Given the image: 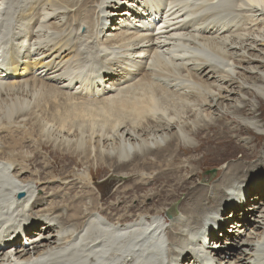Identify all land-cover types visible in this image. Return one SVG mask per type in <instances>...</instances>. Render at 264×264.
Masks as SVG:
<instances>
[{
    "label": "bare ground",
    "instance_id": "bare-ground-1",
    "mask_svg": "<svg viewBox=\"0 0 264 264\" xmlns=\"http://www.w3.org/2000/svg\"><path fill=\"white\" fill-rule=\"evenodd\" d=\"M255 26L264 0H0V264H264V116L241 118L264 101ZM206 127L205 149L218 137L235 148L214 176L175 161L179 144L201 149ZM46 146L86 171L58 179ZM63 191L65 204L42 209Z\"/></svg>",
    "mask_w": 264,
    "mask_h": 264
},
{
    "label": "rangeland",
    "instance_id": "rangeland-1",
    "mask_svg": "<svg viewBox=\"0 0 264 264\" xmlns=\"http://www.w3.org/2000/svg\"><path fill=\"white\" fill-rule=\"evenodd\" d=\"M257 31H259L257 34L258 35H260V34H263L264 35V27H262V28H258L257 26H255L254 28H253V30H251V32H253V33H256ZM262 32V33H261ZM246 33H249V32H246ZM256 34V35H257ZM259 39H257L256 41H258ZM262 48L264 49V46H262ZM253 61V60H252ZM254 64H256V62L254 63ZM236 71H238V72H240L241 71V73H242V71H243V68L241 69V68H238V70L237 69H235ZM248 74H250V75H252V76H255L256 74H258L257 73V71L255 70V71H250ZM238 76H236V77H234L233 78V80H235V81H237V78ZM239 80V79H238ZM256 80V79H255ZM248 82V81H247ZM257 83H259L258 81H257ZM255 83H254V79H253V81L251 80L250 81V83L248 82V83H246V86H247V88L250 86V85H254ZM249 89H245V91H248ZM218 93H219V91H217ZM233 95H235V94H233ZM252 101H255V103H256V109H250L249 108V103H244L242 106L244 107V109H246V112L244 113V115H241L242 117L241 118H252L253 119V117H256L257 119H258V121H262V117L264 116V101L263 102H261V101H259L255 96H253L252 98ZM202 110H204L205 111V113H208V114H210L211 112H212V108H203ZM229 115V114H228ZM182 118V120H186V118L184 117V116H181ZM241 118H240V120H238L237 122H233V124H232V128H234V127H237V128H234L236 131V133H239L240 131H241V129L239 128L240 126H242V125H246V126H248L247 124H245V123H242L241 122ZM235 120V119H234ZM223 121L224 122H228V127H231L230 126V124L232 123H229L230 121H233L232 120V116H224L223 117ZM238 122H240V124H236V123H238ZM170 125H171V123H170ZM218 126H214V127H212V129H215V128H217ZM220 130H223V128L221 127V126H219L218 127ZM217 128V129H218ZM205 129H207V127L206 128H203V129H200V130H197L198 132H196V135H198L197 137L198 138H201L202 139V143H200L201 144V149L200 150H196L195 148H190V147H187L186 145L187 144H184V146L183 145H181V144H179L178 145V148H176V150H177V152H178V157H176L175 158V161H180L181 159H182V161L183 162H187V163H190L193 167H195V168H197V170H199V169H205V170H208V171H206L205 173L207 174V175H210V176H214V175H216L217 173H218V171H219V169L217 168V166L219 165V163H216V162H219V161H222V160H225V159H228V157L230 156V155H232L233 153H234V150H235V148L233 147V146H229L230 145V143H228V144H225V143H222V144H219V143H221V138H219L218 137V140L217 139H214V138H212V140H211V146H209L207 149H205V146H206V142L205 141H209V137H206V136H209V135H211V133L210 132H205L204 130ZM239 130V131H238ZM228 131V130H227ZM262 134H257L258 136H260V140H258L257 142H259L258 143V145L259 146H261L262 144L264 145V128L262 129ZM215 132V131H214ZM229 132V131H228ZM230 133V132H229ZM231 134V133H230ZM14 135H16V134H14ZM18 135V134H17ZM206 137V138H205ZM191 140V139H190ZM214 140V141H213ZM192 141V140H191ZM194 144L196 145L197 144V142L194 140ZM194 144H193V141H192V143L190 144V146L191 147H193L194 146ZM181 145V146H180ZM181 148H180V147ZM27 147H28V145L26 144V146H25V148L24 149H26L27 150ZM41 147V146H40ZM47 147V146H46ZM183 147H186V149H187V151H185V148H183ZM31 149V148H30ZM54 151H53V150ZM214 149V151H218V152H214V151H212ZM222 149V150H221ZM238 149H239V146H238ZM26 150H23V151H26ZM44 150H46V151H48V150H51L52 152H53V155L56 157V159H57V161L60 163V168H61V172H60V169L58 170V174H57V176H56V174H54V173H52V174H54V177L56 176L58 179L60 178V179H62L63 178V175H62V172H64V170H67V172H69V173H71V174H78L79 172H84V171H86V168L85 167H83L79 162L81 161V160H79V158L78 157H76V156H74V155H70V154H68V152H66V151H64L63 149H55V147L54 146H51L50 148H48L47 147V149H44ZM64 151V152H63ZM166 151H170V148H168L167 147V150ZM252 154V153H251ZM74 158H73V157ZM236 157H238V158H240L239 157V154H237V156ZM52 158V157H51ZM191 158H192V161H194V162H191ZM51 160V159H50ZM111 161H114L115 162V159H111ZM148 161H150V160H148ZM147 161V162H148ZM189 161V162H188ZM19 162V164L18 163H16V164H18V166H20L21 168H23V167H25V168H27V165L24 163V162H22V160L21 161H18ZM76 162L78 163L77 165L78 166H76ZM64 167V168H63ZM93 167H95V168H91V171H96V170H105V171H111L110 170V168L108 167V166H102V164H99L98 166H97V164H95V166L93 165ZM50 168V167H49ZM29 169V168H28ZM47 169V167L46 166H42V171L44 172L45 170ZM235 169V170H234ZM234 169H232L230 172H228L226 175L228 176V179L230 180V178L234 175V173H235V171H236V167H234ZM26 171H28V170H26ZM37 171V170H36ZM178 171V170H177ZM264 172V171H263ZM46 173V172H45ZM50 173V172H49ZM262 172H259V174H258V172H256V171H253V174H250V175H252L251 177V181L254 179V177L256 176V177H259L260 176V174H261ZM51 174V173H50ZM24 175H26V176H28L27 174H24ZM23 175V176H24ZM108 176V175H107ZM221 176H223L222 175V173H221ZM29 177H31V175L29 176ZM66 181H69V180H66ZM66 181H58L59 183H57V184H55L56 186H57V190H59V189H61L63 186H64V184H66ZM79 181H81V179H79ZM30 182H32L33 184H35L36 185V183H35V181H34V179H30ZM108 182H109V180L107 179V180H104V181H102V183L100 184V187H103L105 184H106V186L108 185ZM41 191H42V193H41ZM40 192H38V193H40V196L41 195H45L44 194V190H41ZM67 192L66 191H63V192H60L59 193V196H53L52 198H50V199H45V200H43L44 201V208H47L48 206H51L53 203V198H55V200H54V202H61V201H63V199H64V197H65V194H66ZM87 193V194H86ZM82 194H84L87 198H89V192H88V188H86L83 192H82ZM75 196H77L78 197V194H75ZM111 197H107V198H105V200L103 201V203H104V205H106L107 207H108V209H110V208H112L113 209V206H112V203H111V199H110ZM110 206V207H109ZM163 211V210H162ZM261 214H257V216L255 217L254 216V218H259V216H260Z\"/></svg>",
    "mask_w": 264,
    "mask_h": 264
}]
</instances>
